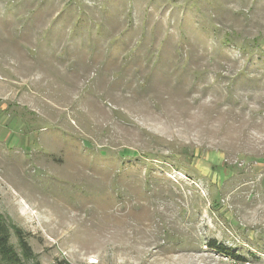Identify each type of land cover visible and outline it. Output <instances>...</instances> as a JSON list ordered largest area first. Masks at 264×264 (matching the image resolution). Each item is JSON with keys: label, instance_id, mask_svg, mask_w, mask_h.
<instances>
[{"label": "rangeland", "instance_id": "obj_1", "mask_svg": "<svg viewBox=\"0 0 264 264\" xmlns=\"http://www.w3.org/2000/svg\"><path fill=\"white\" fill-rule=\"evenodd\" d=\"M0 214L41 264H264V0H0Z\"/></svg>", "mask_w": 264, "mask_h": 264}, {"label": "trees", "instance_id": "obj_2", "mask_svg": "<svg viewBox=\"0 0 264 264\" xmlns=\"http://www.w3.org/2000/svg\"><path fill=\"white\" fill-rule=\"evenodd\" d=\"M11 228L14 229V232L19 239V244L22 249V254H19L10 243ZM209 245L213 248L218 249L224 254L229 255L234 259H239V260L244 259L241 256L232 252L230 248H227L223 244H219L216 239H211L209 241ZM0 258L2 262H4V264H21L23 259L25 260L34 259L35 261L32 264H41L40 261L36 260V255L31 249V246L29 245L28 241L26 240L23 230H21L16 225L7 222L1 214H0ZM57 264H72V263L63 259L58 261Z\"/></svg>", "mask_w": 264, "mask_h": 264}, {"label": "bare ground", "instance_id": "obj_3", "mask_svg": "<svg viewBox=\"0 0 264 264\" xmlns=\"http://www.w3.org/2000/svg\"><path fill=\"white\" fill-rule=\"evenodd\" d=\"M91 262H98L97 259L93 258Z\"/></svg>", "mask_w": 264, "mask_h": 264}]
</instances>
